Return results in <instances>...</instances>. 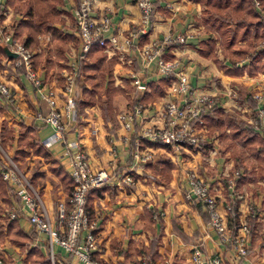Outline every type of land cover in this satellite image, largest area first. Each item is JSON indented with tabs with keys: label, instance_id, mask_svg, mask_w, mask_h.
Instances as JSON below:
<instances>
[{
	"label": "crops",
	"instance_id": "0c3cea01",
	"mask_svg": "<svg viewBox=\"0 0 264 264\" xmlns=\"http://www.w3.org/2000/svg\"><path fill=\"white\" fill-rule=\"evenodd\" d=\"M78 2L62 0L61 19L53 24L66 36L60 44L63 51H55L49 31L39 33L35 46L30 48L33 66L43 79L45 91L55 95L57 105L63 102V77L68 65L80 54L73 16ZM8 8V21L14 32L22 16ZM256 9L264 17V11L257 6ZM91 15L97 20L110 19V27L104 33L106 46L79 61L74 113L65 134L68 140L81 145L94 168H104L109 174L107 181L88 198V213L96 222L94 233L98 240L93 257L104 264H192L191 251L200 245L204 256L218 255L221 264H264V151H250L233 135L234 127L257 136L263 134L250 129L249 119L256 107L252 94L258 92L264 103V65L259 69L264 56L256 60L253 74L230 73L231 63L220 51L217 31L208 20L205 6L197 0H154L149 26L135 36L129 35L130 29L140 23L135 0H93ZM164 36L172 39L162 48L163 58L178 61L177 70L187 76L193 94H209L216 102L208 118L197 122L209 142L201 149H174L142 140L140 146L151 147L154 156L150 162L136 165L131 151L137 133L143 126H161L171 80L158 74L155 64L144 66L139 50ZM177 36L185 40L180 42L175 39ZM110 37L116 39L115 43L109 41ZM127 38L129 44L125 43ZM132 76L146 84L145 90L135 89ZM0 83L16 95V107L0 101V144L10 158L17 151L25 154L14 163L28 170L25 173L40 194L50 220L55 222L57 204L66 201L71 182L62 143L54 141L52 128L35 117L38 110L45 112L48 106L23 72L6 57L0 60ZM84 89H96L94 102L80 103ZM107 89L112 92L111 105L103 112L100 105L107 101ZM137 101L145 105V110L135 115L127 131L118 114L130 110ZM20 138L22 142L18 141ZM35 147H39L37 153L33 152ZM235 149L237 154L232 153ZM189 170L209 183L222 214L223 204L230 197L226 178L233 171H240L235 183L236 191L242 195L237 200V217L232 220L227 216L226 222L230 228L247 223L245 257H239L229 243L219 240L209 225L204 206L184 198ZM126 172L134 181L131 185L121 180ZM15 201L17 198L11 194L10 204ZM17 224L24 232L35 235L28 246H39L49 257L46 237L35 232L25 218H17ZM156 234L157 258L151 260L142 248L149 246ZM0 248L5 264H29L23 261L27 246L4 240ZM52 249L53 264H84L57 245Z\"/></svg>",
	"mask_w": 264,
	"mask_h": 264
},
{
	"label": "built area",
	"instance_id": "2783aa9c",
	"mask_svg": "<svg viewBox=\"0 0 264 264\" xmlns=\"http://www.w3.org/2000/svg\"><path fill=\"white\" fill-rule=\"evenodd\" d=\"M135 2L140 11V23L139 26L130 29V36L145 32L150 23L154 0H135ZM92 6L93 0H79L73 8L75 28L80 41V54L68 65L63 77V102L57 105L55 95L45 91L43 79L33 66V51L14 35L12 25L8 21L10 10L3 0H0V44L7 46L16 54L9 59L11 65L22 69L37 96L46 102L48 110L45 112L38 110L35 117L52 128L51 137L54 141L62 143V155L67 159L68 175L72 182L66 201L57 204L56 220L52 222L42 198L29 178L21 172L0 146V177L6 182L11 194L17 198V201L8 207L7 216L8 218H25L35 232L46 237L48 254L52 263L54 256L52 248L57 245L84 264H104L93 257V253L98 250V240L94 233L96 222L88 219L85 200L88 191L101 187L107 181L109 174L104 168H94L81 145L76 141L68 140L65 134L74 113L79 61L84 58L91 45L106 46L104 33L110 27V19L107 17L95 19L91 15ZM171 39L170 36H164L151 41L139 50L144 66L155 64L156 72L171 80L168 88L169 99L163 103L161 126H143L137 133L134 148L131 151L136 165H144L154 156L151 147L140 146L142 140L174 149L186 146L201 149L209 142L207 135L198 127L197 122L203 115L215 110L216 102L209 94H193L187 76L177 70L178 61L163 58L162 48ZM175 39L180 42L185 40L183 36H177ZM109 41L115 43L116 39L110 37ZM129 42L130 39L127 38L125 43L129 44ZM263 44L264 38L260 45ZM132 85L137 90L146 88V84L136 76H132ZM252 98L256 101V107L253 116L249 119V127L254 132L264 133L262 96L257 92L252 94ZM0 101L5 105L16 107V95L5 83H0ZM144 110L145 105L137 101L130 110L120 112L118 119L123 128L130 130L135 115L141 114ZM239 176L240 171L235 170L226 178L230 197L223 204L225 214L220 212L217 196L209 183L193 170L186 173L184 198L204 206L209 225L214 229L219 240L229 243L239 257H245L248 253L247 223L233 224L230 228L226 222L227 216L232 220L237 217V200L242 198L235 188ZM121 180L126 185L134 182L128 172L123 174ZM249 209L253 215L252 208ZM190 260L192 264H221V258L218 255L204 256L200 245L193 247ZM0 264H5L1 248Z\"/></svg>",
	"mask_w": 264,
	"mask_h": 264
},
{
	"label": "trees",
	"instance_id": "16d2710c",
	"mask_svg": "<svg viewBox=\"0 0 264 264\" xmlns=\"http://www.w3.org/2000/svg\"><path fill=\"white\" fill-rule=\"evenodd\" d=\"M205 6V12L209 16V22L217 31L216 39L219 41L221 53L228 58L231 63L230 73L240 74L246 71L248 74H253L255 71L256 60L264 56V44L260 45L264 38V17L261 12L256 9L253 0H197ZM264 9V0H260ZM5 4L12 7L22 19L14 27V35L22 41L28 48H32L36 44V37L42 31H49L53 39L54 49L57 52L63 51L61 41L66 36L60 29L53 26L54 23L61 19L62 0H6ZM212 45L214 40H212ZM101 46L93 44L85 55L90 54L95 49H100ZM6 57L3 48L0 44V60ZM245 62V63H244ZM241 63V64H240ZM221 64V63H220ZM240 64V65H239ZM264 64L259 66L263 68ZM21 70L22 69H18ZM110 88L109 85H107ZM96 89L83 90V98L81 104H89L95 101L94 93ZM112 93V92H111ZM109 89L106 90L107 101L101 103V108L106 111L110 108L112 94ZM201 118L206 120L208 115L205 114ZM221 119V118H220ZM29 130V128H24ZM236 137L242 140L245 146L250 151H264V133L261 136L254 135L243 128H233ZM25 138V137H22ZM22 138L18 141L22 142ZM148 142V141H147ZM151 145H158L156 143ZM258 145L256 148L255 146ZM39 151V147L33 149L34 153ZM22 152H15L11 159L13 162L23 157ZM170 166V165H169ZM167 170V169H166ZM30 180V178H29ZM31 182V180H30ZM71 182V179H70ZM72 184V182H71ZM96 189L92 188L88 191L85 207L88 210V198L91 192ZM5 181L0 177V202L4 204L10 203L11 194ZM2 208L0 205V219L2 216ZM88 219L91 220V215L88 213ZM253 221V218L251 219ZM0 220V243L8 240L11 243L17 244L20 247L27 246L23 255V261L29 264H51L50 259L44 255L39 246H28L29 242L35 238L34 234L24 232L17 224V218L5 217ZM2 223H4V228ZM231 224V223H230ZM159 236L156 234L150 241L149 246L142 248V253L148 259L155 260L157 258V242Z\"/></svg>",
	"mask_w": 264,
	"mask_h": 264
},
{
	"label": "rangeland",
	"instance_id": "374dc122",
	"mask_svg": "<svg viewBox=\"0 0 264 264\" xmlns=\"http://www.w3.org/2000/svg\"><path fill=\"white\" fill-rule=\"evenodd\" d=\"M254 1V3H255V6H257V8L258 9H261L262 11H264V9H263V6H262V4L260 3V0H253ZM227 142V141H226ZM0 146H1V144H0ZM206 146V145H205ZM204 146V147H205ZM2 147V146H1ZM203 147V148H204ZM5 151H7V150H5ZM237 149H235V150H233L232 151V153L234 154H237ZM19 169L21 170V172H23L28 178H29V174L27 175V173H25V172H28V170L27 169H24V166H19ZM39 194V193H38ZM40 195V194H39ZM11 203V202H10ZM4 204V203H1L0 202V205H1V208H2V211H1V213H2V216H1V222H3L2 220H4V218L5 217H8L7 216V211H8V207H10V205L11 204ZM49 255V254H48ZM49 259H50V261H51V258H50V256L48 257ZM14 262V261H13ZM13 262L11 263V264H13ZM51 264H53L52 263V261H51Z\"/></svg>",
	"mask_w": 264,
	"mask_h": 264
},
{
	"label": "water",
	"instance_id": "95a60500",
	"mask_svg": "<svg viewBox=\"0 0 264 264\" xmlns=\"http://www.w3.org/2000/svg\"><path fill=\"white\" fill-rule=\"evenodd\" d=\"M2 46V48H3V51H4V53L6 54V56L8 57V58H13V57H15V53L14 52H12V51H10L8 48H7V46H5V45H1Z\"/></svg>",
	"mask_w": 264,
	"mask_h": 264
}]
</instances>
